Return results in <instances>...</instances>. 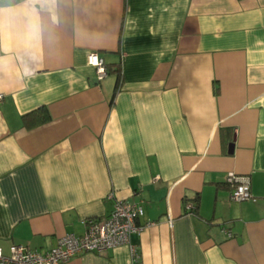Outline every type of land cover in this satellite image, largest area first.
Here are the masks:
<instances>
[{"label":"crops","instance_id":"0c3cea01","mask_svg":"<svg viewBox=\"0 0 264 264\" xmlns=\"http://www.w3.org/2000/svg\"><path fill=\"white\" fill-rule=\"evenodd\" d=\"M0 95L4 255L120 198L140 231L62 264H131L129 246L142 264H264V0H0ZM229 172L254 201L229 198Z\"/></svg>","mask_w":264,"mask_h":264},{"label":"built area","instance_id":"2783aa9c","mask_svg":"<svg viewBox=\"0 0 264 264\" xmlns=\"http://www.w3.org/2000/svg\"><path fill=\"white\" fill-rule=\"evenodd\" d=\"M87 63L94 67L97 79L107 75L103 58L96 52H90ZM1 97V95H0ZM225 183L230 187L229 198L232 201L255 200L250 193V180L246 175L227 173ZM112 196V195H109ZM192 204L187 203L190 209ZM143 214L140 203L116 198L110 214L101 218H88L81 235L67 234L61 237L56 246L40 252L20 244H12L9 253L4 255L0 249V264H62L70 258L84 253H102L120 245L129 243V236L138 232L142 226L136 220ZM230 237L231 233L226 232ZM131 264H142L135 250L129 246Z\"/></svg>","mask_w":264,"mask_h":264},{"label":"trees","instance_id":"16d2710c","mask_svg":"<svg viewBox=\"0 0 264 264\" xmlns=\"http://www.w3.org/2000/svg\"><path fill=\"white\" fill-rule=\"evenodd\" d=\"M108 69H107V73H108ZM119 84H120V75L118 74L117 75V80H116V85H115V89L117 90L119 88ZM41 113L39 115H33L34 113L33 112H30V113H27V114H24L22 116V120L24 122V124L27 126V127H30L32 125H35V124H40L42 122H45L49 119V113L47 111V109L45 107H40L38 109ZM196 206L195 205H192V207L190 208V211L191 210H194Z\"/></svg>","mask_w":264,"mask_h":264}]
</instances>
